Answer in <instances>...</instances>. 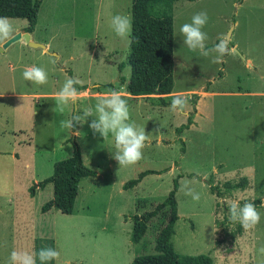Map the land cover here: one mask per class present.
<instances>
[{
  "label": "rangeland",
  "instance_id": "obj_1",
  "mask_svg": "<svg viewBox=\"0 0 264 264\" xmlns=\"http://www.w3.org/2000/svg\"><path fill=\"white\" fill-rule=\"evenodd\" d=\"M129 8L130 0H40L31 40L46 43L45 52L27 46L23 38L0 51V264H9L12 250L38 254L43 247L60 254L47 264H130L135 256L152 254L168 209L147 222L137 243L129 240L131 216L153 209L175 178L177 220L172 244L177 253L205 254L213 264H264L260 251L264 248V0L173 3L176 92L171 95L187 99L182 112L126 93L128 42L117 37L109 23L116 14L129 15ZM200 11L209 17L203 29L209 49L220 41L228 50L234 44L220 64L212 63L214 52L204 57L190 51L179 34L180 25ZM10 20L14 34L22 33L25 19ZM245 58L252 67L245 66ZM31 65L47 70L46 84L24 80L22 72ZM69 77L78 78L82 81L78 85L85 88L77 103L70 101L63 113L56 109L55 95L30 96L56 94ZM108 83L111 87H104ZM110 90L127 100L130 121L148 135L143 158L133 165L118 164L112 156V134L104 138L94 134L88 127L92 117L76 125L75 132L62 126L74 113L82 114L88 107L94 111L96 98ZM187 117L188 128L177 133L175 128L186 123ZM73 143L95 176L79 180L70 214L53 208L41 212V205L52 197V188L50 183L42 189L35 184L51 175L56 161L71 154ZM146 169L158 173L122 188L123 182ZM240 176L246 177V188L233 190L219 204L229 208L234 199L242 204L259 198L255 206L261 219L254 229L241 226L231 239L214 227L216 216L230 218L228 208L223 213L220 205L215 207L207 182ZM186 181L200 193L199 201L185 194ZM231 228L234 223L227 224L226 230ZM36 264H41L38 255Z\"/></svg>",
  "mask_w": 264,
  "mask_h": 264
},
{
  "label": "trees",
  "instance_id": "obj_2",
  "mask_svg": "<svg viewBox=\"0 0 264 264\" xmlns=\"http://www.w3.org/2000/svg\"><path fill=\"white\" fill-rule=\"evenodd\" d=\"M178 0H130L129 15L132 17L131 46L126 56L129 67L126 93L132 96H145L154 105H170L172 81V6ZM192 1V0H187ZM40 0H0V16L8 18H23L26 21L24 32L31 33L36 23ZM122 64H118L121 69ZM122 81L123 78H120ZM111 87V83L104 85ZM77 90L85 86L76 85ZM156 95V96H151ZM191 123L187 117L186 123L180 124L175 131L180 133ZM71 154L53 164L51 175L36 182V187L42 189L47 183L51 184L52 197L40 207L41 212L50 208L64 214H70L77 194L79 180L83 177L95 176V171L86 167L81 160L79 149L72 144ZM158 173L146 169L122 183V188L134 187L145 175ZM191 176V174L189 175ZM208 192L213 195L215 207L224 213L227 206L219 204V199L229 195L233 190H243L248 185L245 176L235 180L207 182ZM177 188L176 178L172 180V188L165 198L153 209L131 216L129 240L137 243L145 233L147 222L161 209L167 208L165 223L158 230L154 239V253L133 257L130 264H213L205 254L184 255L174 250L172 236L177 220V207L174 193ZM34 187L30 189L32 195ZM256 205L260 199H253ZM222 205V206H221ZM214 207V211L216 208ZM228 211V210H227ZM234 223V228L226 230L227 224ZM214 227L219 228L224 235L234 238L241 232V224L227 219L225 214L221 219L214 218ZM216 243V240H215ZM219 243V242H217Z\"/></svg>",
  "mask_w": 264,
  "mask_h": 264
},
{
  "label": "clouds",
  "instance_id": "obj_3",
  "mask_svg": "<svg viewBox=\"0 0 264 264\" xmlns=\"http://www.w3.org/2000/svg\"><path fill=\"white\" fill-rule=\"evenodd\" d=\"M206 11H200L190 19V22L183 23L179 27V34L183 37V43L190 51L199 52L201 56L208 57L213 52L212 63L220 64L223 57L228 54L227 45L220 41L213 48L206 46L208 39L207 33L203 31L208 22ZM109 27L115 35L126 40L131 46L130 35L132 32V17L130 15L116 14L111 17ZM15 28L8 17L0 16V45L14 36ZM22 77L36 85H44L48 82V72L43 66H26L22 72ZM78 78L69 77L55 94L54 100L56 109L63 113L64 106L70 101L75 104L80 99V94L76 85L81 84ZM187 104V99L181 94H175L171 97L170 106L174 111L182 112ZM92 117L88 122V127L94 134L98 133L101 137L112 134L114 140L115 152L113 158L120 166H129L136 164L143 158V149L148 140L145 129L138 127L134 121H130V110L127 100L116 90L102 94L96 98L95 110L88 107L82 114L74 113L69 120L62 121V126L75 132L76 125L83 124L87 118ZM76 134V133H75ZM185 194L192 197L194 201L200 200V193L184 183ZM229 218L233 222H239L245 230L254 229L260 222L261 214L252 201H245L241 204L239 199L230 202ZM260 251L264 253V248ZM41 264L58 259L59 252L52 247H43L38 254L29 250H12L9 255V264H36V257Z\"/></svg>",
  "mask_w": 264,
  "mask_h": 264
},
{
  "label": "water",
  "instance_id": "obj_4",
  "mask_svg": "<svg viewBox=\"0 0 264 264\" xmlns=\"http://www.w3.org/2000/svg\"><path fill=\"white\" fill-rule=\"evenodd\" d=\"M20 37L23 38L24 42L27 44V46L35 48V47H39L44 49V45L42 43H38V42H34L30 39V35L28 32H17L16 34H14V36L9 39L8 41H6L3 45H0V51H2L3 48H5L9 43L19 39ZM228 37V36H227ZM226 37V38H227Z\"/></svg>",
  "mask_w": 264,
  "mask_h": 264
},
{
  "label": "crops",
  "instance_id": "obj_5",
  "mask_svg": "<svg viewBox=\"0 0 264 264\" xmlns=\"http://www.w3.org/2000/svg\"><path fill=\"white\" fill-rule=\"evenodd\" d=\"M24 32V31H23ZM31 34L32 33H29V35H30V39H31ZM227 38H229V36L227 37ZM20 40H22V37H20L19 38ZM228 40V39H227ZM43 45H44V49H42V48H40L41 49V53H44L45 52V49H46V46H47V44L46 43H43ZM234 46V44L230 47V49L228 50V51H232V50H234V48H232ZM32 48V47H31ZM35 48H39V47H35ZM244 62H245V66H247V67H252V64L250 63V59L249 58H245L244 59ZM173 81V80H172ZM181 91V90H180ZM78 92L79 93H82V92H84V89H79L78 90ZM173 92H176L174 89H173V85H172V89H171V93L169 94V95H171ZM201 93H206V94H210L209 92H205V91H201ZM39 95H43V96H53V95H55V93H39V92H37V93H31L30 94V96H39ZM129 95V94H128ZM188 128V127H187ZM184 130V129H183Z\"/></svg>",
  "mask_w": 264,
  "mask_h": 264
}]
</instances>
